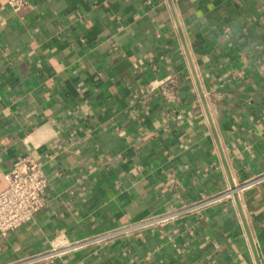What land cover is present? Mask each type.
<instances>
[{
    "label": "crops",
    "instance_id": "0c3cea01",
    "mask_svg": "<svg viewBox=\"0 0 264 264\" xmlns=\"http://www.w3.org/2000/svg\"><path fill=\"white\" fill-rule=\"evenodd\" d=\"M26 156L46 205L0 264L264 173V0H0V189ZM240 199L49 264H264V182Z\"/></svg>",
    "mask_w": 264,
    "mask_h": 264
},
{
    "label": "built area",
    "instance_id": "2783aa9c",
    "mask_svg": "<svg viewBox=\"0 0 264 264\" xmlns=\"http://www.w3.org/2000/svg\"><path fill=\"white\" fill-rule=\"evenodd\" d=\"M6 1L12 10L19 11L32 0ZM5 178L7 185L0 189V233L3 235L30 221L46 205L45 191L50 181L42 164L31 156L19 158L13 168L5 174ZM261 182H264V173L220 189L198 201L171 205L161 213L81 239L55 242L42 252L5 264L53 263L57 258L72 251L109 243L140 229L163 226L185 214L199 213L219 203L234 202L236 195L241 198L247 189Z\"/></svg>",
    "mask_w": 264,
    "mask_h": 264
},
{
    "label": "water",
    "instance_id": "95a60500",
    "mask_svg": "<svg viewBox=\"0 0 264 264\" xmlns=\"http://www.w3.org/2000/svg\"><path fill=\"white\" fill-rule=\"evenodd\" d=\"M187 53H188V56H189V59H190V63H191L192 69H193V71H194V75L196 76V79H197L196 71H195V69H194V65H193V63H192L191 56H190V52H189L188 49H187ZM199 89H200V93H201V96H202L203 102H204V104H205V107H206V109L208 110L207 101H206L205 95H204V93H203L202 87H201L200 85H199ZM233 185H234V184H233ZM233 185H232V186H233ZM235 200L237 201V203H238V205H239L241 211H243L242 206H241V199H240V196H239V195H236ZM242 213H243V212H242ZM254 250H255V255H256V259H257V264H262L261 259H260L259 254H258V251H257V249H256L255 246H254Z\"/></svg>",
    "mask_w": 264,
    "mask_h": 264
}]
</instances>
